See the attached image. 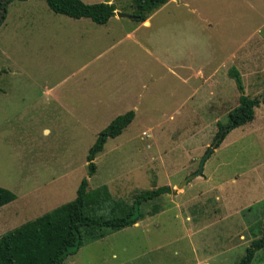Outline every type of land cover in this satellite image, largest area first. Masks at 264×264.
Instances as JSON below:
<instances>
[{
	"label": "rangeland",
	"instance_id": "rangeland-1",
	"mask_svg": "<svg viewBox=\"0 0 264 264\" xmlns=\"http://www.w3.org/2000/svg\"><path fill=\"white\" fill-rule=\"evenodd\" d=\"M112 2L131 14V0ZM153 12L134 40L124 36L135 25L127 17L105 30L90 19L73 23L43 0L8 3L0 23V186L16 198L0 207V235L73 199L83 177L89 190L97 189L87 215L123 216L110 208L130 206L136 192L162 185L171 192L139 206L145 213L165 210L147 218L155 225L144 234L115 232L68 255L65 264H101L113 252L126 258L139 246L170 239L163 256L173 264H194L196 256H206L196 264H238L251 240L264 234V197L251 198L255 174L264 186V0H188L186 7L175 1ZM73 29L80 39L67 34ZM155 57L189 65L174 69L187 75L186 83ZM232 66L244 94L260 100L253 120L222 137L202 174L178 188L213 145L217 122L225 123L239 103ZM130 102L136 116L107 139L88 177V148ZM250 198L255 202L236 220L230 208ZM186 226L202 229L204 241L188 237ZM82 232L86 237L89 230ZM250 264H264V247Z\"/></svg>",
	"mask_w": 264,
	"mask_h": 264
},
{
	"label": "trees",
	"instance_id": "trees-1",
	"mask_svg": "<svg viewBox=\"0 0 264 264\" xmlns=\"http://www.w3.org/2000/svg\"><path fill=\"white\" fill-rule=\"evenodd\" d=\"M11 1L14 0H0V23L4 20L7 5ZM43 1L55 13L75 19L89 18L96 24H105L115 14L116 9L113 2L86 3L82 0ZM131 1L133 20L142 22L155 9L169 0ZM228 75L235 80L237 88L241 91L239 103L228 112L225 123L217 122L218 131L213 142L218 135L222 134L224 138L231 129L250 122L254 117V108L260 102L258 97H250L244 94L241 75L236 67L232 66L228 71ZM133 118V110L119 114L97 134L95 141L88 148L86 154L88 177L94 174L96 169L94 159L103 151L107 139L120 135ZM220 141L216 146L219 145ZM87 188L88 179L83 177L72 200L0 235V264H63L64 259L68 255L75 253L85 241L86 237L83 236V228L89 230L86 239L91 240L101 237L103 229L117 230L132 225L144 215L139 210L141 203L171 192V188L168 185L144 191L135 199L131 209L125 215L103 218L85 214V203L88 199ZM15 198L16 195L12 191L0 186V207ZM262 247H264V234L260 238L253 240L245 248V253L238 264H250L255 252Z\"/></svg>",
	"mask_w": 264,
	"mask_h": 264
},
{
	"label": "crops",
	"instance_id": "crops-1",
	"mask_svg": "<svg viewBox=\"0 0 264 264\" xmlns=\"http://www.w3.org/2000/svg\"><path fill=\"white\" fill-rule=\"evenodd\" d=\"M177 2L178 4H183V5H185V7H186V4H187V1L188 0H169L167 3H169V2ZM167 3H165V4H167ZM116 10H119L120 12H126V11H124L123 9H121V8H119V9H117L116 8ZM52 11V10H51ZM53 12V11H52ZM53 13H55V12H53ZM131 13V12H130ZM155 12H153L152 14H149L148 15V17L144 20V21H142V22H135L134 20H133V18H129V19H132L133 21H134V23H135V25L131 28V29H129V30H126L125 32H124V36L125 37H131V38H133L134 40H135V38H134V35H133V33H135V31H137V29H139V27H141V26H148V25H150L151 24V19H152V16H154L153 14H154ZM195 14H199L200 16L201 15H204L203 13H201V12H194ZM56 14H58V13H56ZM62 15V14H61ZM71 18V17H70ZM117 18H120L119 20H121L123 17H118L116 14L115 15H113V16H111L110 18H109V20L105 23V24H99V25H104V28H105V30H107V27H109V26H112V21H118V19ZM202 18H203V20H204V22H206V20H207V18H206V16L204 17V16H202ZM71 19H75V18H71ZM86 19H89V18H79V19H75V21L76 22H73V23H80L81 22V24L82 23H89V22H87V20ZM91 21V20H90ZM208 21V20H207ZM93 22V21H92ZM111 23V24H110ZM56 24H57V28H55V29H53L52 28V30H53V33H55L56 34V32H57V30H59L61 27H62V24H61V22L59 21V22H56ZM90 28V30L91 31H94V28L91 26V27H89ZM52 30H50V32H52ZM66 29L64 28V31H65ZM77 30H79V29H73V30H70L67 34H69L71 37H75V38H77V39H80V36H82L79 32H77ZM85 32H86V34H89L90 33V31H88V30H85ZM166 69H170V70H172V72H175L174 71V69L176 68V67H184V68H186L185 70H188L189 68H190V66L189 65H186V64H177V65H171V63L170 62H166V61H164L162 58H159V57H155ZM187 67H189V68H187ZM200 69V67H198L197 68V70H199ZM199 72V71H198ZM201 72V71H200ZM176 74H177V76L179 77V79L180 80H182V81H184L185 83H186V81H185V77L187 76V75H179L178 73H177V71L175 72ZM196 73H197V71H196ZM183 82V83H184ZM127 107H126V111H129V110H133V112H134V117L136 116V111L137 110H135V103H128L127 105H126ZM125 111V112H126ZM124 112V113H125ZM122 114V113H121ZM117 115H119V113H117L116 115H114V116H117ZM112 120V119H111ZM253 120V119H252ZM251 122V121H250ZM264 169V168H263ZM262 171V170H261ZM263 173H264V171H263ZM94 175V174H93ZM92 176V175H91ZM254 180H258V189L256 190V192L253 190V197H251V198H255V197H257L258 196V198H263L264 196V194H263V192H264V186H263V179L262 178H260V174L259 175H257V174H255V177H254ZM231 181H235V183H237L238 182V180H236V179H232ZM95 194V195H97V189H94V190H92L91 191V189L89 190V188H87V194H88V197L89 198H91V201H93V197H95L93 194ZM138 193L139 192H136L135 194H133V198H132V204H133V202L135 201V199L137 198V196H138ZM140 194H141V192H140ZM167 194V193H166ZM249 199V200H242V202H240V203H236V205L235 206H233V207H231L230 208V213L231 214H233V215H238V219H236V220H242V216H240L241 214H242V211L246 208V209H248V207H249V205H251L253 202H255L253 199ZM72 200V199H71ZM70 201V200H69ZM88 201V200H87ZM87 201H86V203H85V208H86V204H87ZM89 203V202H88ZM63 204V203H62ZM132 204L130 205V206H127V205H125V206H121L120 204H118V205H116L115 207H118L117 208V210L116 211H114V208L113 207H111L110 208V210H109V214H123V213H127L130 209H131V207H132ZM61 205V204H60ZM57 207H59V206H57ZM56 207V208H57ZM160 209H157L156 208V210L155 209H152L151 211H149L148 213H145V212H143L144 213V215L142 216V218H140L138 221H136L135 223H133L132 225H129V226H126V227H123V228H120V229H117V230H107V229H103V235L101 236V237H98V238H94V239H91V240H88V239H86L87 237H88V235L86 236V238H85V241L83 242V244L78 248V250L81 248V247H83L84 245H86V244H89V243H92V242H94V241H97V240H102V239H104V240H106L107 238H108V236H110V235H112L113 233H115V232H119V231H126L127 229H133L134 231H136V229H139L140 228V232L142 233V234H144L145 233V231L147 230V229H150V225H155V224H153L152 222H149L148 221V219L147 218H150V217H154L155 215H157V214H161V213H163L165 210H160ZM84 211H85V209H84ZM113 212H115V213H113ZM239 212H241V213H239ZM85 214H87L86 213V211H85ZM89 216H94V215H89ZM110 216H114V215H110ZM95 217H103L102 215H98V216H95ZM37 218V217H36ZM35 218V219H36ZM103 218H105V217H103ZM109 218H111V217H109ZM200 220L201 219V216H199V217H197V220ZM232 220H234V218H232ZM28 221V220H27ZM27 221H25V222H27ZM30 221V220H29ZM24 223V222H23ZM22 224V223H21ZM20 224V225H21ZM263 225H264V222H263ZM19 226V225H18ZM185 230H186V233H187V236L188 237H193V236H195V234H198L199 235V237L198 238H196L197 239V241L199 242V243H202L203 241H204V236H202L201 234H200V232L199 231H201L202 232V229H199L198 231H195V230H192V228L190 227V226H186L185 227ZM93 232H95V231H93ZM151 236V235H150ZM242 236V235H241ZM244 239V238H243ZM253 241V239L251 240V242ZM250 242V243H251ZM171 243H172V239H170V240H168V241H166V242H161V243H155V244H153V246H151V244L147 247V246H144V245H142V246H139L138 247V250H135V252L133 253V254H131V255H129L128 257H126V258H124V257H120V256H117V254L116 253H111V256H105V258H104V256H102L101 257V264H173L172 262H170V261H168V260H166V257L167 256H163V254H164V249H169V246L171 245ZM152 247V248H151ZM121 253L123 254L125 251H126V248L125 247H122L121 248ZM153 251H155L156 252V254L154 255V256H147L148 254H152V252ZM175 252V251H174ZM168 256L170 255V254H172L170 251H168ZM72 257V256H71ZM170 257L171 258H173V256H171L170 255ZM171 258H170V260H171ZM196 258H197V261H196V259H193L192 260V262H194L195 261V263L194 264H196L197 262L199 263L200 262V260L202 261V262H204L205 260H206V256H196ZM201 258V259H200ZM168 259V258H167ZM65 261H66V259H64ZM115 260V261H114ZM65 261H63V264H65L64 262ZM67 264V263H66ZM69 264H77L75 261H71V263H69ZM204 264H206V262L204 263Z\"/></svg>",
	"mask_w": 264,
	"mask_h": 264
},
{
	"label": "water",
	"instance_id": "water-1",
	"mask_svg": "<svg viewBox=\"0 0 264 264\" xmlns=\"http://www.w3.org/2000/svg\"><path fill=\"white\" fill-rule=\"evenodd\" d=\"M103 2L105 3H111L112 0H103ZM115 14L118 16V17H127V18H133L134 15L132 14H129V13H125V12H120L119 10H115ZM222 138V134H220L214 141L213 145L210 146L207 150V152L205 153V155L201 158V161H200V164H199V167L198 169L189 174L188 176H186L178 185L177 187L180 188L181 186H183L184 184H186L189 180H191L192 178L196 177V176H199L202 174V171H203V165H204V162H205V159L207 156H209L211 150H212V147L216 145V143Z\"/></svg>",
	"mask_w": 264,
	"mask_h": 264
}]
</instances>
